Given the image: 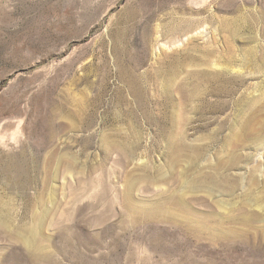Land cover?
I'll use <instances>...</instances> for the list:
<instances>
[{
  "label": "rangeland",
  "instance_id": "obj_1",
  "mask_svg": "<svg viewBox=\"0 0 264 264\" xmlns=\"http://www.w3.org/2000/svg\"><path fill=\"white\" fill-rule=\"evenodd\" d=\"M0 264H264V0H0Z\"/></svg>",
  "mask_w": 264,
  "mask_h": 264
},
{
  "label": "bare ground",
  "instance_id": "obj_2",
  "mask_svg": "<svg viewBox=\"0 0 264 264\" xmlns=\"http://www.w3.org/2000/svg\"><path fill=\"white\" fill-rule=\"evenodd\" d=\"M13 172V171H12Z\"/></svg>",
  "mask_w": 264,
  "mask_h": 264
}]
</instances>
